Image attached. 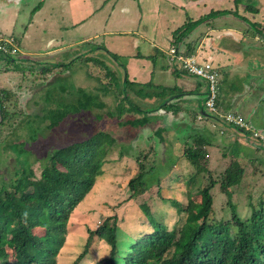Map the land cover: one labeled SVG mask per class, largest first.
I'll list each match as a JSON object with an SVG mask.
<instances>
[{"label": "rangeland", "instance_id": "rangeland-1", "mask_svg": "<svg viewBox=\"0 0 264 264\" xmlns=\"http://www.w3.org/2000/svg\"><path fill=\"white\" fill-rule=\"evenodd\" d=\"M240 9L238 7L236 10L238 14H241ZM261 14L262 10L257 15L248 14L249 19L255 18L249 22H255L258 26ZM92 42V46L87 48V56L76 58L73 63H67L56 70L55 67L49 66V73L40 72L37 68L34 69L36 72L30 74L28 71L31 68L27 62L19 64L27 80L21 77L20 87L11 92L12 97L6 103L8 113L2 124L3 119L0 116V178L5 181L13 179L16 176L15 171L22 166L30 167L33 175L39 177L49 153L55 148L83 139L98 130L106 131L109 137L114 139L105 155L102 173L96 177L88 194L70 215L67 224L68 236L59 250L56 264H71L83 250L86 229L95 228L106 217L115 216L116 229L119 232L118 241H127L132 233L141 230H152V219L147 217L140 206L143 203L148 205L153 218L166 225L167 229L175 225L178 227L185 213H178L170 203V198L183 205H186L188 200L198 202L199 189L204 183H208L209 175L215 180L211 189L213 206L210 217L228 219L231 215L228 199L241 218L248 217L251 213L249 202L256 206L260 199L264 200V149L257 147L260 143L251 138L257 144H252L251 147L239 134L237 139L227 132L220 133L218 126H212V122L207 121L206 128L212 135H209L210 144L206 146V167L197 170L183 155L184 147L194 144L193 139L185 136L177 141L176 138L170 140L167 137V123L159 121V116L164 110L155 108L162 101L160 97H155L151 103H145L143 98L129 88L128 100L137 108L130 112L123 109L118 112L119 104L124 108L126 105L122 101L120 86L114 85L109 73H116L121 80L122 72L115 61L125 65L127 57L116 51L112 53L116 55L117 60L111 59L107 52L95 53L93 47L95 49L98 44L105 45L106 41L96 38ZM2 58L0 66L3 64ZM197 82L200 83L201 89L198 94L204 99L203 89L206 82L199 78ZM143 91L155 94L160 90L154 86H145ZM256 93L258 94V91ZM256 93L246 101H254ZM262 95L263 93L259 97L260 104L257 109L263 120ZM88 102L87 106H83ZM254 107L255 104L249 108L250 119L259 117L258 113H254ZM69 108H76L78 111L70 112ZM148 108L154 111L142 112ZM60 109L68 113L56 126H48L52 119L57 118V111ZM247 115L248 113L244 112L242 116L248 121ZM191 122L198 130V126L205 125L204 118H198V115ZM259 128L257 129L260 130ZM262 130L260 131L264 134V128ZM138 156H141L140 162L144 168L151 170V174L156 175L159 181H150L148 177L151 184L147 189L137 197L129 198L127 183L139 169ZM235 161L244 169L243 175L238 185L225 189L223 171ZM194 177V180L188 182L189 178ZM43 232L42 227L34 229L36 234L41 235ZM120 244L125 246V242ZM108 248L105 240L95 238L79 264H96L108 255ZM7 250L11 252L10 249Z\"/></svg>", "mask_w": 264, "mask_h": 264}, {"label": "crops", "instance_id": "crops-1", "mask_svg": "<svg viewBox=\"0 0 264 264\" xmlns=\"http://www.w3.org/2000/svg\"><path fill=\"white\" fill-rule=\"evenodd\" d=\"M238 7L241 14L236 11ZM216 10L223 13L208 17ZM261 10L258 26L250 23L255 18L247 15L260 14ZM189 18L204 20L174 45L173 32ZM0 34L13 36L20 48V54L12 59L0 54V90L12 92L20 87L24 76L19 64L27 62L30 74L37 68L49 73L48 63L62 65L85 57L94 39H105V45L98 44L93 50L124 54L125 70L115 61L123 79L127 75L134 84L174 87L167 99L171 98L178 110L164 108L159 116V121L167 123V137L179 141L187 134H195L208 142L212 134L206 126L214 122L213 117L202 106L198 78L172 63L169 49L174 47L182 54L193 53L202 61H210L217 68L221 109L242 115L247 112L255 128H264L257 109L261 93L264 98V40L255 38L259 35L264 39V0H0ZM15 61L19 63L11 64ZM60 65L54 70L63 67ZM255 93V100L247 102ZM154 99L143 101L151 103ZM253 104L259 117L250 119ZM198 114L205 120L204 126H198L200 130L191 122ZM215 125L220 133L227 132L237 139L240 135L251 147L257 145L241 131L222 123Z\"/></svg>", "mask_w": 264, "mask_h": 264}, {"label": "trees", "instance_id": "trees-1", "mask_svg": "<svg viewBox=\"0 0 264 264\" xmlns=\"http://www.w3.org/2000/svg\"><path fill=\"white\" fill-rule=\"evenodd\" d=\"M222 13V10L212 11L208 17ZM201 20L189 19L180 25L173 32L172 43L176 45L182 41ZM256 31L262 32L258 28ZM103 50L108 51L104 47ZM110 55L116 60L115 54ZM73 62L74 60L68 64ZM64 65L66 64L60 66ZM122 67L125 70L124 64ZM109 74L114 85L120 86L122 101L126 105L123 104L126 107L124 108L119 104L118 112L122 109L130 112L137 108L128 100L129 88L143 99L160 97L162 101L155 106L156 110L160 108L178 110L167 99L170 88L157 87L159 92L149 94L143 91V87L150 84H134L127 75L120 80L116 73ZM10 97L11 92L0 90V116L3 119L1 124L8 113L6 103ZM202 103L204 107V99ZM88 104L89 102L83 106ZM69 110L78 111L76 108ZM149 111L154 110L150 108L142 110L144 113ZM63 112L62 109L58 110L57 118L52 119L48 126H56L68 113ZM236 130L248 134L247 131ZM188 135L187 138H192L194 144L184 147V158L197 170L205 169L206 145L209 143L205 142L201 135ZM113 143L114 139L109 137L106 131L98 130L83 139L55 148L49 153L39 177L33 175L30 167L22 166L15 171L16 176L13 179L5 181L0 178V264L57 263L59 250L68 236L67 224L70 215L88 194L96 177L102 173L105 155ZM140 157L138 156L137 160L139 169L127 183L129 198L142 194L153 179L159 181L156 175L151 174V170L144 168ZM243 172L244 169L237 161L231 162L223 171L225 189L238 185ZM208 178V183H204L199 189L198 202L188 200L187 204L183 205L178 200L170 198L169 201L177 212L185 213L178 227L175 225L167 229L166 225L153 218L146 203L140 204L147 217L152 219V230H141L132 233L127 241H118L116 218L106 217L95 228L86 229L83 250L71 264H79L95 238L105 240L109 247L108 255L96 264H264V200L260 199L256 206L249 202L251 213L248 217L241 218L228 199L231 207L230 217L228 219L210 217L213 206L211 189L215 185V180L211 175ZM194 179L195 177L189 178L188 182ZM37 227H42L43 234L34 233ZM120 242H125V246Z\"/></svg>", "mask_w": 264, "mask_h": 264}, {"label": "built area", "instance_id": "built-area-1", "mask_svg": "<svg viewBox=\"0 0 264 264\" xmlns=\"http://www.w3.org/2000/svg\"><path fill=\"white\" fill-rule=\"evenodd\" d=\"M256 39L264 40L261 36H256ZM0 54L5 57H17L20 54V48L13 36L0 34ZM169 55L172 63L177 64L183 72L206 82L204 109L213 117L212 126L222 123L234 129L247 131L250 138L264 145V134L260 130L253 127L241 114L219 107L217 88L219 73L212 62L202 61L193 53L182 54L174 47L169 49ZM201 117L198 114V118Z\"/></svg>", "mask_w": 264, "mask_h": 264}, {"label": "water", "instance_id": "water-1", "mask_svg": "<svg viewBox=\"0 0 264 264\" xmlns=\"http://www.w3.org/2000/svg\"><path fill=\"white\" fill-rule=\"evenodd\" d=\"M72 61V60H71ZM48 65L49 66H52V67H58L60 64L59 63H57V64H50V63H48ZM170 100H171V98H170ZM165 103H167V100L165 101ZM259 148L261 147V148H264V145H261V146H258Z\"/></svg>", "mask_w": 264, "mask_h": 264}]
</instances>
